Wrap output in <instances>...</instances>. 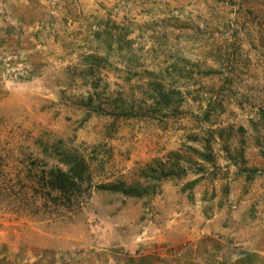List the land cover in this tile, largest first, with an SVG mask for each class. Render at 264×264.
Returning a JSON list of instances; mask_svg holds the SVG:
<instances>
[{
    "label": "rangeland",
    "instance_id": "rangeland-1",
    "mask_svg": "<svg viewBox=\"0 0 264 264\" xmlns=\"http://www.w3.org/2000/svg\"><path fill=\"white\" fill-rule=\"evenodd\" d=\"M146 258L264 264V0H0V264Z\"/></svg>",
    "mask_w": 264,
    "mask_h": 264
},
{
    "label": "trees",
    "instance_id": "trees-1",
    "mask_svg": "<svg viewBox=\"0 0 264 264\" xmlns=\"http://www.w3.org/2000/svg\"><path fill=\"white\" fill-rule=\"evenodd\" d=\"M65 154V159L62 160L68 168L66 171L60 170L51 184L62 192H81L82 183L90 180L89 165L77 150H68Z\"/></svg>",
    "mask_w": 264,
    "mask_h": 264
},
{
    "label": "crops",
    "instance_id": "crops-1",
    "mask_svg": "<svg viewBox=\"0 0 264 264\" xmlns=\"http://www.w3.org/2000/svg\"><path fill=\"white\" fill-rule=\"evenodd\" d=\"M215 252V251H214ZM207 254V253H206ZM208 256L211 258V262H212V260H213V257H211V255L210 254H208ZM154 263H156V264H160V263H157V261H155L154 259L152 260V259H148V258H146V259H144V260H140V264H154ZM180 264H194L192 261H187V262H183V261H181V262H179ZM162 264H166L165 262L164 263H162Z\"/></svg>",
    "mask_w": 264,
    "mask_h": 264
}]
</instances>
